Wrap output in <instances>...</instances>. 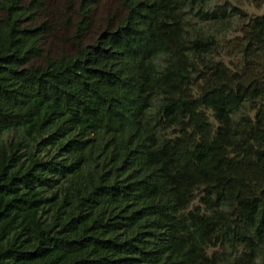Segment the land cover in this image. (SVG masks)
<instances>
[{
	"label": "trees",
	"instance_id": "trees-1",
	"mask_svg": "<svg viewBox=\"0 0 264 264\" xmlns=\"http://www.w3.org/2000/svg\"><path fill=\"white\" fill-rule=\"evenodd\" d=\"M211 1L0 0V264H264V15L228 63Z\"/></svg>",
	"mask_w": 264,
	"mask_h": 264
},
{
	"label": "rangeland",
	"instance_id": "rangeland-1",
	"mask_svg": "<svg viewBox=\"0 0 264 264\" xmlns=\"http://www.w3.org/2000/svg\"><path fill=\"white\" fill-rule=\"evenodd\" d=\"M67 1L68 0H51V3L55 2V4L57 3V7L65 8V6L67 5ZM225 2H230L238 5L239 7H241V9H243L245 13L243 19L236 20L235 24L232 27L221 31V33H218L219 37H221L224 51L221 57L229 63L230 61L236 60L238 57L239 48L241 46L240 42L242 41L241 37L243 35L242 24L247 22L251 18L264 15V0H212L209 5L211 7H215ZM103 4L104 5H102L98 9V15L96 17V20L99 23H101L102 21L105 22L103 15L109 16V14H112V10L118 9L119 7L117 0H104ZM200 26L204 29H212L210 24L207 23H202L200 24ZM198 203L199 199L197 198L192 203V207L197 205ZM214 249L218 248H211V251Z\"/></svg>",
	"mask_w": 264,
	"mask_h": 264
}]
</instances>
